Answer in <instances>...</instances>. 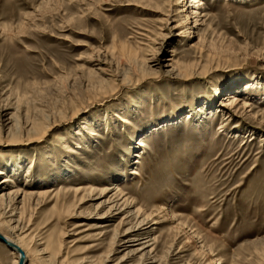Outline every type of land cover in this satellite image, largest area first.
Returning a JSON list of instances; mask_svg holds the SVG:
<instances>
[{
  "label": "rangeland",
  "instance_id": "374dc122",
  "mask_svg": "<svg viewBox=\"0 0 264 264\" xmlns=\"http://www.w3.org/2000/svg\"><path fill=\"white\" fill-rule=\"evenodd\" d=\"M0 172L25 264H264V0H0Z\"/></svg>",
  "mask_w": 264,
  "mask_h": 264
},
{
  "label": "bare ground",
  "instance_id": "6f19581e",
  "mask_svg": "<svg viewBox=\"0 0 264 264\" xmlns=\"http://www.w3.org/2000/svg\"><path fill=\"white\" fill-rule=\"evenodd\" d=\"M194 1H196V0H194ZM172 52H173V51H172ZM174 53H175V52H174ZM167 62H168L167 66H173V65L175 64L176 60H175L174 54H170V55H169V58H167ZM231 100H232V101H231ZM231 100H229V102L227 103V105H229V106L235 108V107L237 106V104L239 103L238 101H240V98H235V96H234L233 98H231ZM245 105H246V106H249L250 104L247 103V104H245ZM0 173H2V172H0ZM116 206H118L117 203H116ZM0 232H1L3 235H5L6 238H7L8 240L13 241L14 243H16L18 246H20V247L23 249L24 254H25V259H26V258H27V253H28V252L26 253V250H24V246H21V244H20L17 240H15V239H13L12 237H10V236L4 234L1 230H0ZM127 233H129V232H126V234H127ZM15 253H16L17 256H16V259L14 260L13 264H20V258H21V255H20L18 252H15Z\"/></svg>",
  "mask_w": 264,
  "mask_h": 264
},
{
  "label": "water",
  "instance_id": "95a60500",
  "mask_svg": "<svg viewBox=\"0 0 264 264\" xmlns=\"http://www.w3.org/2000/svg\"><path fill=\"white\" fill-rule=\"evenodd\" d=\"M0 241H2L3 243H5L11 250H13L15 252H18L21 255L20 264H25V262H26V260H25V254H24L23 249L20 246H18L13 241L8 240L6 238V236L3 235L1 232H0Z\"/></svg>",
  "mask_w": 264,
  "mask_h": 264
}]
</instances>
